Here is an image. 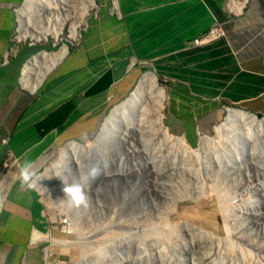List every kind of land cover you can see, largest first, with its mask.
<instances>
[{"label": "crops", "instance_id": "1", "mask_svg": "<svg viewBox=\"0 0 264 264\" xmlns=\"http://www.w3.org/2000/svg\"><path fill=\"white\" fill-rule=\"evenodd\" d=\"M21 1L0 0V264H49L58 251L34 189L20 183L21 164L37 174L61 143L93 138L144 64L164 87V123L174 134L207 131L225 105L264 116V0H250L238 18L226 0H116V11L101 4L32 92L19 82L30 49L9 51ZM216 22L222 37L192 43Z\"/></svg>", "mask_w": 264, "mask_h": 264}, {"label": "rangeland", "instance_id": "2", "mask_svg": "<svg viewBox=\"0 0 264 264\" xmlns=\"http://www.w3.org/2000/svg\"><path fill=\"white\" fill-rule=\"evenodd\" d=\"M87 1L84 4H88ZM111 1L113 3L114 0ZM56 2L67 9V19H63V10L62 14L59 9L55 13L42 7L39 21L32 19L31 25L45 27L48 18L53 16L55 21L51 20V23L61 28L62 33L56 40L50 35L39 41L28 35L25 39L20 38L15 49L21 45L30 49L26 61L41 50L56 51L63 44H67L68 53L79 42L88 23L98 15L101 4L107 3L111 10L108 0H94L95 7L88 5L84 10L86 14L81 13V0H74L75 7L61 3L71 4L70 0ZM60 5L56 3V7ZM116 5L115 0L114 7ZM244 12L245 9L241 15ZM74 18L85 20V25L79 26L76 39L69 40L68 29ZM17 25L15 19L11 38L20 36V32L15 30ZM144 65L138 79L145 71H151L158 85L163 87L158 75ZM128 93L121 95L114 104ZM226 107L249 111L239 105H225L214 126L224 120ZM161 111L165 115L164 106ZM164 115L161 123L167 129L164 135L183 136L168 129ZM212 126L200 133L193 129L187 138L183 136L189 148L187 151L168 141L162 146L159 137L153 139V155L157 158L168 155L169 159L167 173L158 177L164 185L147 186L142 181L135 186L137 175L141 178L147 176L143 172L144 167H139L135 171L137 175L125 171L123 175L102 178L116 183L108 190L103 187L99 191L98 180L93 181L89 189L83 188L85 200L80 204L67 199L62 187L68 182L60 183L54 169L49 170V162L57 161L59 151L68 140L61 143L49 164L36 174L39 180H46L45 183L39 182L33 187L53 237L61 238L53 239V243L58 244L56 255L45 253L50 259L49 264H264V176L258 180L252 177L253 169L248 162L251 152L244 146H229L223 154L221 151L226 146L220 149L218 144L226 141L221 140L222 132H215ZM2 128L0 126V131ZM202 136L204 145L198 146ZM134 158L137 157H127L124 161ZM148 177L153 178L152 175ZM72 178L73 170H70L67 180ZM130 193H133V198ZM95 195H99L103 202L101 209L95 203Z\"/></svg>", "mask_w": 264, "mask_h": 264}, {"label": "bare ground", "instance_id": "3", "mask_svg": "<svg viewBox=\"0 0 264 264\" xmlns=\"http://www.w3.org/2000/svg\"><path fill=\"white\" fill-rule=\"evenodd\" d=\"M56 1L23 0L22 5L16 8L15 11V19L18 23V27L15 30L18 33L20 32V36L18 37L19 34L17 33L18 35L15 38L20 39L28 35L35 41H39L45 40L50 35L55 40L58 39L62 33V29L55 27L51 23V20L55 21L53 16L48 18L45 27L37 28L36 24L31 25L32 19L35 20L37 18L39 21V13H41L44 7L49 9V12L55 13H58V9L61 13L63 10L65 13L63 19H67L68 14L65 12L67 9L59 4L60 1H58L59 3ZM85 1L81 0L83 2L82 14L87 13L84 10H86L88 5L92 8L95 7L94 0H88V4H84ZM70 2L71 4L67 2L61 3H64V6L72 5L75 7L74 0H70ZM114 2L115 0L113 4ZM56 3L60 7H56ZM241 4L243 3L234 0V7L231 8L232 11L238 13L241 10ZM73 21L68 29L67 38L69 40L76 39L79 35V26L82 23L85 25V20H81L80 18H74ZM67 49V44H63L56 51L41 50L31 56L22 67L19 78L20 86L30 92L34 91L42 83L46 75L66 55ZM163 106L164 88L158 85L154 73L145 71L139 76V79L129 93L122 100L112 105L93 138L83 143L76 140H68L59 151L57 161L50 162L48 165L49 170L50 168L54 169L60 183H65L66 181L68 183L74 182L79 179L84 189H89L93 181L98 180L97 188L101 191L103 187L108 190L110 189V185L116 184L110 180H102V178L123 175L122 172L125 171L131 174L136 169H139V167H144L143 172L147 176L141 178L135 172L137 175L135 186L140 185L142 181L147 186L164 185V181L159 180L158 177L167 173L170 166L168 164L169 159L168 155L161 158L153 155V139L155 137L161 138L160 145L162 146L165 141H168L171 145L176 144L181 146L184 151H187L189 148L183 136L168 134L166 138L164 135L167 129L161 125L163 123L161 111ZM226 109L227 114L224 120L213 128L215 132H222L221 140L226 141L220 142L218 146L220 149L226 146L221 151L223 154H225L229 146L233 147L239 144L247 148L251 152L248 162H250L253 169L252 177L257 180L261 179L264 176V116L259 117L252 112L241 109H231L228 107ZM201 138L198 146L204 145V136ZM147 146L150 148H147ZM127 157L137 158L128 160L125 163L124 159ZM226 163L228 164V161ZM90 168L95 169L92 175H88ZM70 170H73L74 178L67 180V173ZM44 175L41 174L40 176L43 177ZM95 175L98 177L95 178ZM150 175L153 178H149L148 176ZM111 180L114 181L116 179ZM45 181L38 179L37 183L41 182L39 184H44ZM131 196L132 198L134 197L133 193ZM114 200L115 198L112 201ZM95 203L99 209L103 206L99 195L95 197ZM36 234L38 235V232Z\"/></svg>", "mask_w": 264, "mask_h": 264}, {"label": "clouds", "instance_id": "4", "mask_svg": "<svg viewBox=\"0 0 264 264\" xmlns=\"http://www.w3.org/2000/svg\"><path fill=\"white\" fill-rule=\"evenodd\" d=\"M94 172L95 169L90 168L88 171V175H92L94 174ZM38 179L39 178L36 177V174L31 169L30 163L28 161L23 162L19 169V180L21 185L28 189H32L38 184ZM62 192L63 194H66L67 199L73 204H80L85 200L83 185L79 179L71 183L63 184Z\"/></svg>", "mask_w": 264, "mask_h": 264}, {"label": "built area", "instance_id": "5", "mask_svg": "<svg viewBox=\"0 0 264 264\" xmlns=\"http://www.w3.org/2000/svg\"><path fill=\"white\" fill-rule=\"evenodd\" d=\"M239 2H242L241 4V10L238 13H235L232 11V7H234V0H226L224 3V7L226 11L229 13V15L233 18L235 16H239L243 13V10L245 7L248 5L250 0H236ZM108 3L111 5V11H116V7H114V4L112 3L111 0H108ZM19 7V6H18ZM16 9L14 8V15H16ZM224 35V31L222 30V26L220 23H214L209 29L204 32L203 34L199 35L198 37L194 38L192 40L193 44L199 45L202 43L209 42L211 40H214L216 38L222 37ZM12 45L9 47V51H15V45L16 43H19L21 40L18 38H12Z\"/></svg>", "mask_w": 264, "mask_h": 264}, {"label": "trees", "instance_id": "6", "mask_svg": "<svg viewBox=\"0 0 264 264\" xmlns=\"http://www.w3.org/2000/svg\"><path fill=\"white\" fill-rule=\"evenodd\" d=\"M7 134H6V131L4 128H2V130L0 131V138L2 137H5Z\"/></svg>", "mask_w": 264, "mask_h": 264}, {"label": "water", "instance_id": "7", "mask_svg": "<svg viewBox=\"0 0 264 264\" xmlns=\"http://www.w3.org/2000/svg\"><path fill=\"white\" fill-rule=\"evenodd\" d=\"M250 112V111H249Z\"/></svg>", "mask_w": 264, "mask_h": 264}]
</instances>
